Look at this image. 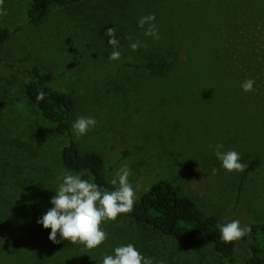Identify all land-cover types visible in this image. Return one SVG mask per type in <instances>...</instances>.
Segmentation results:
<instances>
[{"label":"rangeland","instance_id":"374dc122","mask_svg":"<svg viewBox=\"0 0 264 264\" xmlns=\"http://www.w3.org/2000/svg\"><path fill=\"white\" fill-rule=\"evenodd\" d=\"M31 2L4 0L7 15L0 16L11 32L0 44V264H47L41 255L56 243L37 221L52 207L57 178L71 172L60 159L68 140L25 97L24 72L32 65L71 97L70 138L80 152L102 157L109 182L130 168L136 201L166 180L224 223H264V0H83L51 6L39 25L28 22ZM149 14L159 40L145 36L147 24L137 26ZM112 27L118 61L109 60ZM136 41L142 46L132 51ZM146 59L170 67L153 73L122 66ZM249 78L254 90L246 93ZM81 116L97 124L77 140L72 124ZM217 144L237 151L246 170L226 174ZM103 229L98 264L129 243L153 264H227L210 247L178 243L125 214ZM236 244V264H245L248 244Z\"/></svg>","mask_w":264,"mask_h":264},{"label":"trees","instance_id":"16d2710c","mask_svg":"<svg viewBox=\"0 0 264 264\" xmlns=\"http://www.w3.org/2000/svg\"><path fill=\"white\" fill-rule=\"evenodd\" d=\"M83 0H32L27 11L28 22L42 24L51 6L64 7L76 5ZM11 32L0 27V44L10 38ZM123 67L136 71L162 73L168 71L170 63L165 60L146 59L140 62H125ZM25 97L39 114L54 125L58 137L68 140L60 151L62 166L71 172L86 173L97 185L112 190L107 179L102 157L97 153L83 155L77 143L72 140L69 120L74 111V103L69 95L52 87L53 76L37 65L25 70ZM44 93V99L37 101L38 93ZM3 105V104H2ZM4 108V106H2ZM258 165L253 161L247 172ZM137 225L150 228L161 236L196 247H210L227 264H236V242L225 244L220 239L219 225L225 224L217 215H207L190 197L182 195L180 188L166 180H160L150 186L136 201L133 211L125 214ZM251 231L241 240L247 242L248 257L245 264H264V223L250 226ZM59 235L57 240H59ZM95 250L75 246L60 241L41 255L47 264H98Z\"/></svg>","mask_w":264,"mask_h":264},{"label":"clouds","instance_id":"9594fccd","mask_svg":"<svg viewBox=\"0 0 264 264\" xmlns=\"http://www.w3.org/2000/svg\"><path fill=\"white\" fill-rule=\"evenodd\" d=\"M4 0H0V16L7 15L3 9ZM155 16L149 14L143 16L138 21V27L144 28L145 36H150L154 40H159V35L155 27ZM114 27L107 29L106 35L110 38L108 43L114 51L110 54V61H118L121 53L118 49L119 40L115 37ZM127 39H132L131 36ZM142 45L136 41L130 44L132 51H137ZM147 47V45H143ZM255 81L251 78L242 84L244 92L254 90ZM37 101L44 99V93H38ZM97 124L92 117H78L72 124V131L77 140L85 136ZM212 147L211 145L209 146ZM222 144H217L214 148V155L221 163V168L226 174L233 172L242 173L248 167L241 163L240 154L235 150L222 152ZM217 169H212V175H216ZM130 168L125 165L116 173L110 184L112 190L103 188L90 179H85L81 174L63 172L57 178L59 183L55 196L50 203L52 207L37 221L43 229L49 230V241L59 243L67 241L75 246H82L85 251L95 250L107 239V232L103 229L104 223L115 222L121 214H130L135 206L137 195L136 190L130 183ZM251 231L249 226H241L239 220H232L223 225H219L220 239L223 243H234L241 240ZM59 235V240L57 236ZM103 264H153L151 258H146L133 244L118 246L114 249V254L105 255ZM159 264H163L160 261Z\"/></svg>","mask_w":264,"mask_h":264}]
</instances>
